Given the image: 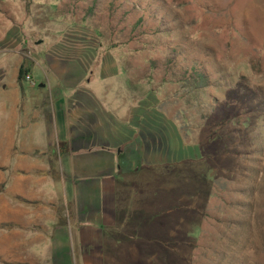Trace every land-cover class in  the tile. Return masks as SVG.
Instances as JSON below:
<instances>
[{"label":"rangeland","instance_id":"rangeland-1","mask_svg":"<svg viewBox=\"0 0 264 264\" xmlns=\"http://www.w3.org/2000/svg\"><path fill=\"white\" fill-rule=\"evenodd\" d=\"M53 61L86 73L111 119L99 128L130 150L109 181L128 216H155V264H264V0H0V108ZM37 138L23 158L30 142L0 133V221L14 181L68 197L63 143ZM32 161L45 171H15Z\"/></svg>","mask_w":264,"mask_h":264},{"label":"crops","instance_id":"crops-1","mask_svg":"<svg viewBox=\"0 0 264 264\" xmlns=\"http://www.w3.org/2000/svg\"><path fill=\"white\" fill-rule=\"evenodd\" d=\"M68 69L53 61L44 71L42 86L30 85L27 97L23 86L15 84L6 101L8 108L1 105L7 117L0 133L12 146L17 138L21 145L30 142L17 156L38 157L33 154L41 150L36 144L38 134H45L50 142L55 136L70 159L74 182L64 199L44 189L37 191L46 177L11 183L14 197L8 200L6 220L0 221L7 225L6 235L0 232V264H155V216H128L122 185L109 181L119 159L128 162L130 150L113 151L116 144L106 140V130L99 128L109 127L111 119L95 93L81 86L86 73L80 71L78 76ZM6 91L2 87L0 92ZM31 97L38 102H29ZM15 171L45 170L32 161ZM80 177L86 180L78 183Z\"/></svg>","mask_w":264,"mask_h":264},{"label":"trees","instance_id":"trees-1","mask_svg":"<svg viewBox=\"0 0 264 264\" xmlns=\"http://www.w3.org/2000/svg\"><path fill=\"white\" fill-rule=\"evenodd\" d=\"M23 72H25V71H23L22 69L19 70V78L22 77ZM148 134H149V133H148ZM149 136H150V138H151L150 140H154V137H153L152 134H150ZM141 139H142L143 143H145V144L148 143L145 137H142ZM39 174H43V173H39Z\"/></svg>","mask_w":264,"mask_h":264},{"label":"built area","instance_id":"built-area-1","mask_svg":"<svg viewBox=\"0 0 264 264\" xmlns=\"http://www.w3.org/2000/svg\"><path fill=\"white\" fill-rule=\"evenodd\" d=\"M24 80L27 81L31 86L35 85V82L29 74L24 75Z\"/></svg>","mask_w":264,"mask_h":264},{"label":"water","instance_id":"water-1","mask_svg":"<svg viewBox=\"0 0 264 264\" xmlns=\"http://www.w3.org/2000/svg\"><path fill=\"white\" fill-rule=\"evenodd\" d=\"M40 86H42V84H40Z\"/></svg>","mask_w":264,"mask_h":264}]
</instances>
